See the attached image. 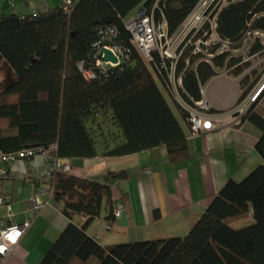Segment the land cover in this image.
I'll return each instance as SVG.
<instances>
[{
	"label": "trees",
	"instance_id": "1",
	"mask_svg": "<svg viewBox=\"0 0 264 264\" xmlns=\"http://www.w3.org/2000/svg\"><path fill=\"white\" fill-rule=\"evenodd\" d=\"M156 1L78 0L69 9L59 4L26 15L2 12L0 69L6 76L0 85V153L55 144L56 157L71 160L164 146L172 161L185 159L189 144L182 119L188 122V113L172 97L160 55L147 61L126 21L144 8L157 21L164 17L174 32L199 0ZM228 1L219 10L216 32L238 48L248 32H264V0ZM107 27L116 29L113 39L100 33ZM97 44L118 45L120 63L101 71ZM263 50L257 40L251 52ZM246 64L229 52L214 55L212 64L187 51L177 63L182 93L191 103L201 101L202 86L218 68L235 67L233 74L239 75ZM90 70L94 76L86 77ZM258 74L253 70L242 78L240 101ZM242 118L260 129L256 149L264 159V91ZM125 175L110 172L96 180L53 170L50 178H37L53 190V203L69 218L39 264H264V162L239 181L229 179L186 235L105 245L87 229L106 204L105 219L115 227L121 216L114 217L111 182ZM78 215L86 217L82 225L74 221ZM248 217L254 221L233 226Z\"/></svg>",
	"mask_w": 264,
	"mask_h": 264
},
{
	"label": "crops",
	"instance_id": "2",
	"mask_svg": "<svg viewBox=\"0 0 264 264\" xmlns=\"http://www.w3.org/2000/svg\"><path fill=\"white\" fill-rule=\"evenodd\" d=\"M60 3L61 0H0V14L43 12ZM230 70L226 66L218 68L202 86L201 102L212 110L214 128L193 134L188 122L182 119L189 144L185 159L172 161L164 146L118 157L71 159L70 174L76 176L105 180L110 172H126L124 177L113 178L111 182L113 202L122 200L124 214L112 230H107L105 217L110 205L106 204L102 216L88 226L92 237L112 245L156 236L186 235L229 179L239 181L264 162L256 149L260 129L231 113L243 94L241 81L245 75H235ZM49 157L38 154L33 159L18 158L5 164L17 176L0 180V197L11 204L16 223L28 216L34 188L44 185L37 183V178L53 170ZM4 213L1 209L0 220ZM85 220L86 217L78 215L74 221L82 225ZM68 223L69 218L51 199V204L34 217L1 264H39Z\"/></svg>",
	"mask_w": 264,
	"mask_h": 264
},
{
	"label": "built area",
	"instance_id": "3",
	"mask_svg": "<svg viewBox=\"0 0 264 264\" xmlns=\"http://www.w3.org/2000/svg\"><path fill=\"white\" fill-rule=\"evenodd\" d=\"M77 2L78 0H61L60 4L66 9H69ZM223 2L224 0H199L174 32L168 31L167 22L164 17L157 21L154 13H149L144 8H138L126 21V27L130 31L132 38L145 59L147 61H153L154 53H158L163 60L161 66L167 75L172 97L175 102L188 113L189 128L193 134H201L214 128L211 118L212 112L208 111L210 108L204 102L198 101L191 103L184 97L182 93V79L177 73V63L187 51L200 54L202 59L212 64L214 55H219L222 52L230 53V50H227V42L221 40L216 32L217 17L219 10L223 7ZM158 3L159 0L156 1L155 5H158ZM100 33L103 37L110 39H113L117 34L116 29L113 27L101 29ZM248 33H255L260 39L264 38V32L260 30H254ZM247 34L243 37L241 43L248 41V44L239 53L243 57L242 61L249 59L248 62L251 63L261 52H251L257 40H254L252 43V38H248ZM259 41L261 42V40ZM97 45L98 58L96 66L101 71H106L109 66H115L120 63L123 50L118 45ZM211 47L212 50L209 51ZM103 48L111 50L113 54L117 56L118 63L115 64L110 61H104ZM239 49L241 48L238 47L232 50ZM261 62L262 61L255 62V64L257 63V67ZM253 70L258 71L260 69L258 67V69H252V71ZM84 74L86 77L94 76L92 70L85 71ZM258 75H260L258 81L249 90L247 96H245L231 112L232 114L235 113L240 119L247 113L252 104L264 91V67L259 71ZM56 149L57 146L53 144L47 147L38 146L21 149L12 153H0V180L5 178L13 179L17 176L15 171L6 168V163H12L18 158H31L38 154H49L53 170L71 172V160L58 159L56 157ZM53 170L41 174L39 179L50 178ZM52 198L53 190L50 187H35L30 196L31 207L28 216L23 222L16 223L15 211L12 209L11 204L4 197H0V210H5V217L0 220V264L3 263L5 258L13 251L23 234L30 227L34 217L51 204ZM125 210L124 203L117 201L114 208V217L118 218L122 216ZM113 226V221L107 222L106 228L112 229Z\"/></svg>",
	"mask_w": 264,
	"mask_h": 264
},
{
	"label": "rangeland",
	"instance_id": "4",
	"mask_svg": "<svg viewBox=\"0 0 264 264\" xmlns=\"http://www.w3.org/2000/svg\"><path fill=\"white\" fill-rule=\"evenodd\" d=\"M229 1L228 0H224V4L223 5H225L226 3H228ZM222 5V6H223ZM248 35V38H252V43H253V41L254 40H261V43L264 45V38L263 39H260L255 33L253 34V33H248L247 34ZM247 44H248V41L247 42H245V43H240L239 44V48H241V49H239V50H232V49H236V48H234L235 46H233V45H231V44H229V43H227V50H230V57H233V58H242L243 59V57H242V55H240V51H242V49H244L246 46H247ZM249 61V59L248 60H246V61H242V62H247V64H246V68H245V70L242 72L244 75H247L248 74V72L250 71V70H252V69H258V67H259V69L260 70H262V68L264 67V50L259 54V56L257 57V58H255V60L254 61H251V63H249L248 62ZM260 61H262L261 62V64L257 67V63L255 64V62H260ZM255 64V66L253 67V65ZM249 67V68H248ZM231 70V72H233L234 71V69H235V67H232V68H230ZM260 70H258V71H260ZM257 71V72H258ZM242 73H240V75L242 74ZM242 74V75H243ZM5 70H3V69H0V85H1V82L5 79ZM260 165V164H259ZM258 166V165H257ZM254 221V219L252 218V217H248V218H246V219H242V220H238V221H235L234 223H233V226L234 227H243V226H246V225H248V224H250V223H252Z\"/></svg>",
	"mask_w": 264,
	"mask_h": 264
},
{
	"label": "water",
	"instance_id": "5",
	"mask_svg": "<svg viewBox=\"0 0 264 264\" xmlns=\"http://www.w3.org/2000/svg\"><path fill=\"white\" fill-rule=\"evenodd\" d=\"M103 60L104 61H110L112 63H118V58L113 54V52L107 48H103Z\"/></svg>",
	"mask_w": 264,
	"mask_h": 264
},
{
	"label": "clouds",
	"instance_id": "6",
	"mask_svg": "<svg viewBox=\"0 0 264 264\" xmlns=\"http://www.w3.org/2000/svg\"><path fill=\"white\" fill-rule=\"evenodd\" d=\"M248 68H249V67H248ZM245 71H246V70H245ZM255 71H256V70H255ZM251 72H252V70H251L250 72H248V74L251 73ZM252 87H253V86H252Z\"/></svg>",
	"mask_w": 264,
	"mask_h": 264
},
{
	"label": "flooded vegetation",
	"instance_id": "7",
	"mask_svg": "<svg viewBox=\"0 0 264 264\" xmlns=\"http://www.w3.org/2000/svg\"><path fill=\"white\" fill-rule=\"evenodd\" d=\"M250 74V73H249Z\"/></svg>",
	"mask_w": 264,
	"mask_h": 264
}]
</instances>
